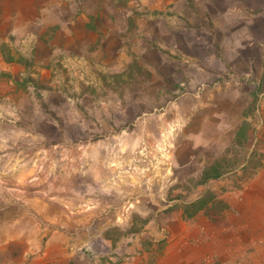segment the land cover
Returning <instances> with one entry per match:
<instances>
[{"label": "rangeland", "instance_id": "rangeland-1", "mask_svg": "<svg viewBox=\"0 0 264 264\" xmlns=\"http://www.w3.org/2000/svg\"><path fill=\"white\" fill-rule=\"evenodd\" d=\"M263 61L264 0H3L0 134L23 130L42 137L38 145L30 137L19 142L11 154L22 151L32 157L37 147L47 149L45 168L55 161L53 176L59 177L49 182L66 189L59 195L78 204L74 193H80L99 207L69 218L59 203L48 202L41 215L48 218L49 235L55 239L50 249L37 246L34 251L14 227L20 215L33 214L32 208L4 203L9 200L5 193L0 199V264H142L144 251L158 247L155 240L168 241L170 224H181L183 205L208 194L215 197L209 207L219 200L227 204L225 210L216 209L219 217L213 223L223 256L232 264H264V228L248 231L253 213L264 211V202L248 196L264 193L256 181L264 173V93L254 102L252 96ZM173 103L180 116L191 118L172 141L179 166L172 178L197 173L188 184L168 189L166 201L160 200L159 182L151 198L143 182L138 190L121 186L123 197L115 191L85 196L94 180L91 173H80L92 162L73 163L79 146L102 142L112 150L117 144L113 137L126 132L129 150L118 162L125 170L129 162L144 167L139 153L154 151L161 133L176 119ZM8 111L19 120L10 122ZM243 121L248 139L234 143ZM189 132L199 134L201 145L195 151L184 139ZM137 139L141 143L133 152L130 146ZM106 148L98 149L101 161L108 156ZM215 161L222 176L199 184L203 168ZM47 188L27 186L23 198L41 204L39 194ZM137 198L138 212L147 213V220L134 212L127 227H114L124 201ZM242 242L247 249L229 251ZM84 243L91 252L79 251L69 259L66 245Z\"/></svg>", "mask_w": 264, "mask_h": 264}, {"label": "clouds", "instance_id": "clouds-1", "mask_svg": "<svg viewBox=\"0 0 264 264\" xmlns=\"http://www.w3.org/2000/svg\"><path fill=\"white\" fill-rule=\"evenodd\" d=\"M69 103L71 104L72 101L69 100ZM101 105L103 106V101H101ZM171 107L177 110V117L168 124L161 133V140L156 145L154 151L146 153L141 150L139 153L144 160L138 161V163H144V167L137 168L129 162L128 170H125L124 163L118 162L119 156L129 150V146L123 139L127 137L126 132H122L120 136L113 137V139L117 141V144L113 146L112 150H108L102 142H97L96 145L79 146L78 151L80 155L74 158L73 163L77 160H90L92 164L89 166L88 171L81 172L80 174L88 175L91 173L95 185L89 184L86 186L87 190L85 196H93L97 193L110 195L115 191L118 196L123 197L124 193L122 192L121 186L138 190L141 188V182H143L144 192L148 193L151 198L152 187L154 183L159 182V191L162 193L160 195V200L166 201L167 197L163 193L168 189L178 184H188L191 177L195 176L197 173L185 175L183 178H172L174 175L173 168L179 167L173 158L174 145L172 141H175L176 136L183 133L189 126L191 118L185 119L180 116L179 109L175 103H173ZM7 115L11 118L10 122L19 120V117L16 116L14 111H8ZM2 119L3 115H0V120ZM158 119L163 120V115ZM29 137L30 142H35L37 145L43 139L42 137L32 136L30 133L24 132L23 130L14 131L7 137L0 134V199H3L4 194L7 193L9 195V200H4V203L15 201L23 207L30 206L32 208L33 214L20 215L15 220L14 227L17 228L21 238L28 240L35 251L37 246L40 250L50 249L55 239V237L49 235V229L52 225L49 223L48 218L41 215L47 207L48 202L59 203L66 210L69 218L75 215L91 213L98 208L99 205L94 203L91 199L85 200L84 196H81L80 193H74L81 201L78 204H74L71 200H65L63 196L59 195V193H64L66 189L63 187L54 188L53 184L49 182V178L55 181L59 179V177L53 176L57 167L55 161H52L50 166L45 168V164L48 163L47 149L37 147L35 155L32 157H28L22 151L11 154V150L16 148L19 142L28 140ZM184 139L192 142L193 151L201 145L198 133L194 135L189 132ZM140 143L141 141L137 139V141L131 144V150L135 152L136 148L140 146ZM54 147L58 148L60 146L56 145ZM100 148H106L108 152V156L103 161L99 158L100 153L98 149ZM89 149H91V152H89ZM116 149H118V151H116ZM65 151L67 152L68 150L65 149ZM148 156H151V160H147ZM64 159H67V156H65ZM42 160L44 161L43 163L41 162ZM145 160H147V163H145ZM83 167L84 164L81 163L80 168L83 169ZM104 169H107V175L102 174V170ZM72 171L75 173L78 170L73 168ZM161 172H163V175H161ZM41 184H48L47 190H43L42 193L39 194L43 197V202L41 204H34L33 201L23 198L24 188L27 186L38 187ZM53 192H56L57 195H53ZM144 192H142L141 195H144ZM128 195H131V193H128ZM139 203V198L134 201L125 200L115 216L113 226L124 229L131 222L134 212L139 215L141 220H147V213L138 212L137 205ZM152 203L155 204V201L152 200ZM173 203H175V201H173ZM168 206L169 205L166 203L165 207L161 210H166ZM45 237H48V239L46 240ZM66 247L68 248L67 256L69 259L74 258L75 254L79 251L87 250L91 252V247L87 243L79 247L75 244L66 245ZM82 258L83 257H81V259Z\"/></svg>", "mask_w": 264, "mask_h": 264}, {"label": "crops", "instance_id": "crops-1", "mask_svg": "<svg viewBox=\"0 0 264 264\" xmlns=\"http://www.w3.org/2000/svg\"><path fill=\"white\" fill-rule=\"evenodd\" d=\"M2 1L3 0H0V3H2ZM256 181L259 189L262 187V190H264V173H261L257 177ZM248 196L252 198L250 199L251 201H254V199L257 198L259 202H264V193L258 194L256 191L255 193L253 192ZM245 197L246 196H244V198ZM251 217L255 218V220L252 223V227L248 226V231H252L254 228H264V211H256V215L253 213ZM178 218L181 224L178 222H173L168 227L170 230V238L168 241L163 238L157 239L155 241L158 243V247H155L152 251L150 249H146L147 251H144L145 253L143 254V257H147L143 258L142 264H214L215 262H218L219 264L233 263L231 260L226 259V257L223 256L222 250L224 247H222L220 243H216V238L213 233L216 226L208 217L203 214V212H198L195 216L189 219H183L182 212H180L178 214ZM246 229L247 227L245 230ZM262 235H264V232H262ZM250 241L252 242L254 239H251ZM228 249L229 251L232 249H236L238 251L247 249L246 242L238 243V245L234 248L229 246ZM122 264L137 263L132 261L131 263L128 262Z\"/></svg>", "mask_w": 264, "mask_h": 264}, {"label": "trees", "instance_id": "trees-1", "mask_svg": "<svg viewBox=\"0 0 264 264\" xmlns=\"http://www.w3.org/2000/svg\"><path fill=\"white\" fill-rule=\"evenodd\" d=\"M262 93H264V61L262 64V71L259 81L254 92H252L253 102L256 100L258 94ZM251 106L252 104L249 107V112L252 111V109L250 110V108H252ZM247 128L248 123L246 121H243L235 131L234 143H240L241 139H244L245 142L247 141ZM223 173L224 171L222 170L220 162L215 161L203 168L199 176V184H205L210 180H216L221 177ZM214 200L215 197H213V195L211 194H208L206 196H201L196 200L185 203L182 209V218L189 219L195 216L198 212H203V214L208 217L211 222L215 223V218L219 217L218 214L215 213L216 209L218 208L220 210H225L227 208V204L223 200H219L217 201L216 206L209 207V203Z\"/></svg>", "mask_w": 264, "mask_h": 264}]
</instances>
